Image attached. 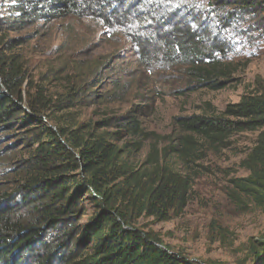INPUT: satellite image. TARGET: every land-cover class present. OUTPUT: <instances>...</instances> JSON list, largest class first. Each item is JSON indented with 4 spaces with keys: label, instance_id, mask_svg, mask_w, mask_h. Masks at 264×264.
<instances>
[{
    "label": "trees",
    "instance_id": "1",
    "mask_svg": "<svg viewBox=\"0 0 264 264\" xmlns=\"http://www.w3.org/2000/svg\"><path fill=\"white\" fill-rule=\"evenodd\" d=\"M0 2L6 15L0 20V264H208L181 257L134 224L183 214L193 180L177 159L189 163L197 140L221 144L249 131L262 130L245 162L250 175L236 187L264 207V81L221 115L175 119L187 134L162 152L153 145L139 166L130 162L129 144L113 143L124 133L144 137L138 106L93 126L62 123V117L72 108L122 101L127 65L144 73L183 71L195 90L225 89L239 70L231 55L264 43V0H210L211 9L182 0ZM66 18L98 21L124 48L96 66L90 83L71 82L67 94L54 99L43 85L34 86L16 52L25 41L10 33ZM131 48L138 57L126 63ZM134 146L142 148L139 141ZM87 199L98 211L84 222ZM250 252L264 264V242Z\"/></svg>",
    "mask_w": 264,
    "mask_h": 264
},
{
    "label": "rangeland",
    "instance_id": "2",
    "mask_svg": "<svg viewBox=\"0 0 264 264\" xmlns=\"http://www.w3.org/2000/svg\"><path fill=\"white\" fill-rule=\"evenodd\" d=\"M182 1L185 2L182 5L196 3L211 9L210 0ZM5 16L3 2H0V20ZM101 30L98 21L66 18L24 32H12L10 38L25 41L16 52L22 56L34 86L43 85L48 96L60 99L67 94L71 82L90 83L96 66L124 48L120 37H111ZM130 51L125 53L126 63L138 57L132 48ZM123 60L120 62L125 64ZM229 62L237 64L239 70L225 89L217 91L195 90L196 85L187 83L183 71L144 73L143 69L127 65L125 80L129 85L122 101L69 109L62 123L66 120L69 124L79 122L93 126L108 118L124 116L131 107L138 106L144 137L124 133L119 136L121 140L113 143L129 144L133 152L130 162L139 166L149 156L153 145L162 152L178 135L187 134L175 125V119L221 115L228 105L261 89L264 43L252 49L237 50ZM105 74L110 76L109 71ZM261 131L237 133L221 144L197 140L199 144L189 163L177 159V168L193 180L183 214L166 222L142 217L134 224L135 228L156 234L173 252L193 262L256 264L250 251L253 244L264 242V207L257 206L253 198L237 188L236 181L250 175L245 162L257 146ZM15 141L11 139L6 144ZM138 141L142 148L136 152L133 144ZM83 208L84 222L98 211L91 199L84 201Z\"/></svg>",
    "mask_w": 264,
    "mask_h": 264
}]
</instances>
